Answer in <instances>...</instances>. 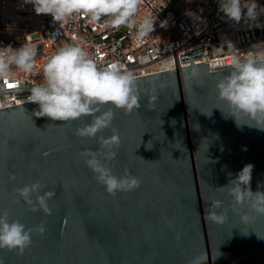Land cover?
<instances>
[{
  "label": "water",
  "instance_id": "1",
  "mask_svg": "<svg viewBox=\"0 0 264 264\" xmlns=\"http://www.w3.org/2000/svg\"><path fill=\"white\" fill-rule=\"evenodd\" d=\"M203 48L180 54L188 66L136 77L140 108L115 110L121 145L110 166L141 181L127 193L107 194L80 155L99 148L74 135L91 117L61 124L32 115L31 102L0 108V211L46 228L23 254L0 250L3 264H238L264 252V216L242 223L229 210L222 225L206 218L213 200L231 204L218 187L246 164L254 165L252 191H264V130L225 116L215 89L221 69L194 63ZM37 180L47 186L39 194L55 191L49 216L17 201L15 189Z\"/></svg>",
  "mask_w": 264,
  "mask_h": 264
},
{
  "label": "clouds",
  "instance_id": "2",
  "mask_svg": "<svg viewBox=\"0 0 264 264\" xmlns=\"http://www.w3.org/2000/svg\"><path fill=\"white\" fill-rule=\"evenodd\" d=\"M141 3L142 0H22L20 7L32 5L37 16H50L53 23L60 26L85 17L89 24H99L103 28L119 30L123 27L138 44L155 31L157 20L156 15H139ZM218 4L219 12L235 25L243 21L256 27L264 26L259 23V17L264 15V5H259L257 0H218ZM187 15L195 17L192 12ZM159 26L166 28L168 20L161 21ZM225 48L230 60L222 63L221 70L216 73L215 89L218 100L227 108V114L221 108L217 109L226 117L233 118L238 128L247 125L264 130V46L241 51L231 41L225 40L215 50L223 52ZM37 55L38 48L31 42H25L18 48L11 44L0 46V95H7L21 73L37 71ZM39 74L40 82L28 89L26 98V102L38 105L32 115L60 121L61 124L91 117L89 123L75 129L74 135L94 139L99 145L96 151L80 153L96 182L111 196L139 188L141 181L137 176L127 169L124 175L117 176L110 166L117 156L116 149L121 145L120 134L112 123L115 110H123L128 115L141 106V92L133 71L116 60L99 61L89 51L88 42L78 39L57 48L40 67ZM152 100L154 97L149 103ZM106 129H111L110 136L98 135ZM253 167L246 164L235 178L218 187V191L226 190L231 204L224 207L222 200H213L206 214L208 221L224 224L229 210L237 212L242 223L264 216V191L253 192L251 189ZM10 179L14 180L15 176H10ZM46 187L37 180L16 188L17 201L23 200L31 211L39 210L49 216L52 210L48 201L55 196V191L46 190L39 194ZM237 206L241 209L247 206L248 211L238 212ZM45 231L43 222L35 228H26L20 220L10 219L7 209L0 211V250L23 254L32 244V233L42 235ZM204 258L207 259L206 256ZM198 260L199 257L196 258ZM0 264H3L2 259Z\"/></svg>",
  "mask_w": 264,
  "mask_h": 264
},
{
  "label": "built area",
  "instance_id": "3",
  "mask_svg": "<svg viewBox=\"0 0 264 264\" xmlns=\"http://www.w3.org/2000/svg\"><path fill=\"white\" fill-rule=\"evenodd\" d=\"M257 2L264 5V0ZM21 4L22 0H0V46L11 44L18 48L25 42L35 44L38 48L37 71L21 73L7 95H0L2 109L27 104L28 89L40 82L39 69L43 63L57 48L78 39L88 42L89 51L99 61H119L136 77L188 66L191 61L182 62L180 54L200 45L204 46L202 56L194 63H208L211 70L221 69V64L230 60L226 48L223 52L215 50L225 40L241 51L264 46V26L256 27L243 21L235 25L227 21L219 12L218 0H142L139 15H156L157 20L155 31L138 44L126 28H103L99 24H89L85 17L60 26L53 23L50 16H37L32 5L20 7ZM188 12L195 13L199 19L190 17ZM164 20H168V26L161 28L159 24ZM259 23L264 25V15L259 17ZM255 31H258L259 39ZM209 264L217 263L211 261ZM238 264H258V261L247 263L246 260Z\"/></svg>",
  "mask_w": 264,
  "mask_h": 264
},
{
  "label": "rangeland",
  "instance_id": "4",
  "mask_svg": "<svg viewBox=\"0 0 264 264\" xmlns=\"http://www.w3.org/2000/svg\"><path fill=\"white\" fill-rule=\"evenodd\" d=\"M252 259H255L258 261V264L262 263L264 261V255L260 254L256 257H253ZM218 264H231V263H218Z\"/></svg>",
  "mask_w": 264,
  "mask_h": 264
},
{
  "label": "trees",
  "instance_id": "5",
  "mask_svg": "<svg viewBox=\"0 0 264 264\" xmlns=\"http://www.w3.org/2000/svg\"><path fill=\"white\" fill-rule=\"evenodd\" d=\"M261 254L264 255V252H262ZM253 260H255V259L250 258V259L247 260V263H250V262L253 261Z\"/></svg>",
  "mask_w": 264,
  "mask_h": 264
}]
</instances>
